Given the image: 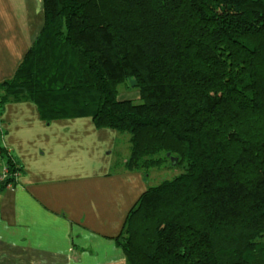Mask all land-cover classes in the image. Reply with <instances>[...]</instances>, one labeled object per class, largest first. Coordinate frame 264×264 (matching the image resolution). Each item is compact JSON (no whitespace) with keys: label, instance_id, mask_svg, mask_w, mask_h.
<instances>
[{"label":"trees","instance_id":"1","mask_svg":"<svg viewBox=\"0 0 264 264\" xmlns=\"http://www.w3.org/2000/svg\"><path fill=\"white\" fill-rule=\"evenodd\" d=\"M41 2L0 115L12 101L88 115L128 134L127 168H182L127 211L125 263L264 264V0ZM0 168L1 192L22 171L1 143Z\"/></svg>","mask_w":264,"mask_h":264},{"label":"crops","instance_id":"2","mask_svg":"<svg viewBox=\"0 0 264 264\" xmlns=\"http://www.w3.org/2000/svg\"><path fill=\"white\" fill-rule=\"evenodd\" d=\"M2 16L0 10V84L11 78L8 59L3 60L8 39ZM31 30L36 32L37 27ZM19 111L8 103L0 115V130L6 132L1 133L0 143L23 166L17 184L0 192V264H126L114 233L86 227L87 213L80 221L83 208H91L94 218L101 214L98 199L83 206L92 194L83 179L90 168L84 156L72 159L50 140L27 139L17 125ZM73 161L79 170H72ZM74 178L76 188L65 183Z\"/></svg>","mask_w":264,"mask_h":264},{"label":"rangeland","instance_id":"3","mask_svg":"<svg viewBox=\"0 0 264 264\" xmlns=\"http://www.w3.org/2000/svg\"><path fill=\"white\" fill-rule=\"evenodd\" d=\"M0 10L3 12L1 19L4 22L5 37L8 39V50H3V60L8 59L6 62L10 66L12 76L32 44L34 33H39L42 27V2L41 0H0ZM33 26L37 27L36 32L31 30ZM132 81L134 79L130 78L127 83ZM122 86L118 87L121 90L119 98L138 102L136 89L124 91ZM10 104H14L15 109H20L17 125L22 128L23 135L27 139L40 137L43 141L50 140L53 146L57 145L59 149L60 146L65 149L72 159L84 156L90 168L83 179L86 180L92 194L83 206L90 207L98 199V207L101 211L100 218L97 219L92 217L91 208L87 211L83 208L80 221L85 217L84 213H87L84 225L89 229L116 235L120 231L127 211L134 206L144 190L182 171L180 167L167 165L148 169L127 168L125 164L130 152L128 134L110 128H97L88 115L47 121L41 117L37 106L30 101H12ZM13 156L16 158L15 154ZM71 164L72 170H79L77 161ZM19 174L17 172L16 177ZM70 182L76 188V178L65 183ZM56 185L52 186L56 187Z\"/></svg>","mask_w":264,"mask_h":264},{"label":"built area","instance_id":"4","mask_svg":"<svg viewBox=\"0 0 264 264\" xmlns=\"http://www.w3.org/2000/svg\"><path fill=\"white\" fill-rule=\"evenodd\" d=\"M6 172H7V169H6V167H3V175H2V177H4V175L6 174ZM10 186V185H9Z\"/></svg>","mask_w":264,"mask_h":264}]
</instances>
